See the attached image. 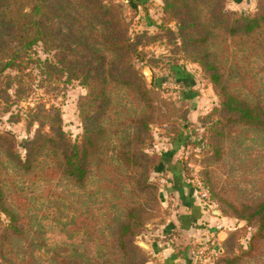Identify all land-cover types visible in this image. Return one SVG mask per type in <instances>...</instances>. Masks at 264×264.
Instances as JSON below:
<instances>
[{"label":"rangeland","instance_id":"rangeland-1","mask_svg":"<svg viewBox=\"0 0 264 264\" xmlns=\"http://www.w3.org/2000/svg\"><path fill=\"white\" fill-rule=\"evenodd\" d=\"M100 1L122 8L140 52L133 62L150 90L151 109L136 92L110 82L101 135L88 157L87 175L77 183L53 146L33 154L25 166L23 141L49 132L60 118L67 138L79 144L85 128L95 129L89 90L65 75L39 70L35 59L47 57L40 50L32 56L36 62L27 61L20 72L0 74V264H165L151 263L150 245L165 234L178 207L170 171L192 189L197 182L207 185L225 218L226 236L219 244L178 245L181 251L191 248L192 264L203 263L199 248L216 252L214 264H264L259 218L237 217L264 203V126L222 127L220 97L197 62L207 53L227 91L264 113V21L250 33L231 35L212 24L200 4L201 33H183L161 0ZM224 3L236 16H264V0ZM52 23L55 30L71 29L69 18ZM77 29L72 30H79L88 48L112 59L99 44L102 25Z\"/></svg>","mask_w":264,"mask_h":264},{"label":"trees","instance_id":"trees-1","mask_svg":"<svg viewBox=\"0 0 264 264\" xmlns=\"http://www.w3.org/2000/svg\"><path fill=\"white\" fill-rule=\"evenodd\" d=\"M161 1L164 11L171 12L180 20L178 29L183 33L192 29L195 33H201L202 30L198 28L203 26L196 11L200 4L208 9L211 23L231 35L250 33L259 28L264 21L262 15L236 16L225 11L223 8L225 0ZM121 12V6L106 5L100 0H27L24 3L19 0H0V74L6 70L20 72L23 70L22 65L34 60L32 56H36L40 50L47 57L42 62L38 57L35 59L39 70L46 74L54 71L65 75L69 82L78 81L89 90V100L93 106L92 126L95 129L85 128L79 144L72 143L67 138L60 128V118L56 127H49V132L39 131L32 140L23 141L25 166H29L33 154L53 146L59 150L67 174L77 183H82L87 175L88 157L101 135L99 119L109 104L106 90L110 82L120 83L136 92L145 106L151 109L150 90L133 62L134 59L138 60L140 52L129 36L128 26ZM64 18L70 19L71 29L69 32L67 30V33L55 30L52 23L53 20ZM93 24L105 28L104 33L100 35L99 44L112 54L111 60H108L101 51L88 48L86 45L88 41L78 32L82 25ZM75 27L78 31L72 30ZM197 62L208 74L220 97L221 107L225 113L219 123L222 127L233 122L264 126L262 109L227 91L217 67L207 53H203ZM144 125L146 126V123ZM15 158L21 163L19 154H15ZM144 168L148 169L146 165ZM208 189L210 191L209 187ZM210 196L215 201L211 191ZM1 210L11 221L13 220L14 217L8 211ZM246 212H249V215H246ZM237 217L245 221L258 217V228L263 229L264 203L244 208V214L239 213ZM130 226L129 222L123 225V233H126ZM12 230H16L15 227H12Z\"/></svg>","mask_w":264,"mask_h":264},{"label":"crops","instance_id":"crops-1","mask_svg":"<svg viewBox=\"0 0 264 264\" xmlns=\"http://www.w3.org/2000/svg\"><path fill=\"white\" fill-rule=\"evenodd\" d=\"M172 191L177 198L172 224L160 240L152 242V261L165 264H192L191 245L210 242L219 244L225 239V218L216 214L197 196L195 189L183 183L179 173L170 171ZM175 242V246L173 245ZM184 244L181 251L178 245ZM215 246V245H213ZM217 247H214L216 249Z\"/></svg>","mask_w":264,"mask_h":264},{"label":"built area","instance_id":"built-area-1","mask_svg":"<svg viewBox=\"0 0 264 264\" xmlns=\"http://www.w3.org/2000/svg\"><path fill=\"white\" fill-rule=\"evenodd\" d=\"M195 192L198 196V198L205 203L210 209L213 211H217V204L216 202L211 198L210 191L207 186L201 184L200 182H197V187L195 188ZM206 249L199 248L196 252V255L198 259L203 257V263L201 264H214V260L216 259V252L214 250H209L207 253L205 251Z\"/></svg>","mask_w":264,"mask_h":264},{"label":"water","instance_id":"water-1","mask_svg":"<svg viewBox=\"0 0 264 264\" xmlns=\"http://www.w3.org/2000/svg\"><path fill=\"white\" fill-rule=\"evenodd\" d=\"M216 214H218V212L217 211H214Z\"/></svg>","mask_w":264,"mask_h":264}]
</instances>
